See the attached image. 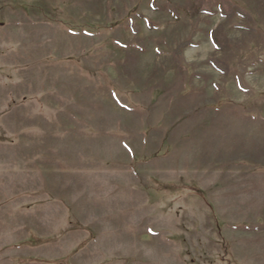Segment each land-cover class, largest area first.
<instances>
[{
  "label": "rangeland",
  "instance_id": "rangeland-1",
  "mask_svg": "<svg viewBox=\"0 0 264 264\" xmlns=\"http://www.w3.org/2000/svg\"><path fill=\"white\" fill-rule=\"evenodd\" d=\"M229 1L0 0V264H264V0Z\"/></svg>",
  "mask_w": 264,
  "mask_h": 264
},
{
  "label": "trees",
  "instance_id": "trees-1",
  "mask_svg": "<svg viewBox=\"0 0 264 264\" xmlns=\"http://www.w3.org/2000/svg\"><path fill=\"white\" fill-rule=\"evenodd\" d=\"M222 5L224 6H228L229 7V12L226 14V17L232 18L235 16V14L240 15L243 18H247V15L245 14V12L243 10H241V8L237 7L236 5H234L231 1L229 0H222ZM249 19V18H248ZM211 40L215 45V48L217 50H227V39L222 35V27L219 26L215 31H213L211 33ZM189 44L188 43H183L180 48H186ZM213 64V66L217 69V70H223V65L216 62V61H212L211 62Z\"/></svg>",
  "mask_w": 264,
  "mask_h": 264
},
{
  "label": "crops",
  "instance_id": "crops-1",
  "mask_svg": "<svg viewBox=\"0 0 264 264\" xmlns=\"http://www.w3.org/2000/svg\"><path fill=\"white\" fill-rule=\"evenodd\" d=\"M240 149V148H239ZM237 150H238V148H237ZM242 151V150H241ZM245 153V152H244ZM239 175H241V177L244 175V176H247V175H249V174H244V173H241V174H239ZM253 175V174H252ZM249 183V186H257V187H255V188H257V189H259L260 191H264V181H262V183L260 182V181H258L257 183H258V185H253V183H251V182H248ZM249 190H250V188H249ZM248 190V191H249ZM250 192V191H249ZM78 224V223H77ZM78 232H76L75 230H72V235L73 234H77ZM74 240V239H73ZM72 240V249H71V252H75L77 249H76V243L74 244V241ZM77 244H78V242H77ZM75 245V246H74ZM62 246V245H61ZM63 247V246H62ZM75 247V248H74ZM107 246H105V250H107ZM110 249V248H109ZM84 250H82L81 252H79V251H77L76 253H74V255H73V257H72V264L73 263H75V262H77L76 261V258L83 252ZM261 255H264V254H261ZM261 255H259V256H261ZM120 256H121V254H120Z\"/></svg>",
  "mask_w": 264,
  "mask_h": 264
}]
</instances>
